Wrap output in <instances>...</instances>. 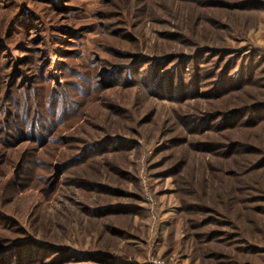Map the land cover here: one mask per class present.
<instances>
[{"label":"rangeland","instance_id":"374dc122","mask_svg":"<svg viewBox=\"0 0 264 264\" xmlns=\"http://www.w3.org/2000/svg\"><path fill=\"white\" fill-rule=\"evenodd\" d=\"M0 264H264V0H0Z\"/></svg>","mask_w":264,"mask_h":264},{"label":"trees","instance_id":"16d2710c","mask_svg":"<svg viewBox=\"0 0 264 264\" xmlns=\"http://www.w3.org/2000/svg\"><path fill=\"white\" fill-rule=\"evenodd\" d=\"M224 84H225V82L222 83V85H224Z\"/></svg>","mask_w":264,"mask_h":264}]
</instances>
